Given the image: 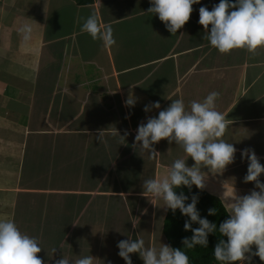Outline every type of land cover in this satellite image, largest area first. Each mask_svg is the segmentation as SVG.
I'll list each match as a JSON object with an SVG mask.
<instances>
[{
    "label": "crops",
    "instance_id": "crops-1",
    "mask_svg": "<svg viewBox=\"0 0 264 264\" xmlns=\"http://www.w3.org/2000/svg\"><path fill=\"white\" fill-rule=\"evenodd\" d=\"M215 4H194L189 22L172 34L147 12L150 0H0V219L37 238L45 264L63 255L72 264L89 255L93 264H126L117 244L128 237L143 239L146 248L168 245L165 202L121 182L132 175L134 184L160 178L176 159L194 164L175 142L154 145L160 153L155 158L132 147L139 124L171 100L182 99L190 110L192 101L220 94L216 110L229 125L222 138L237 152L222 174L203 169L204 190L226 199L234 185L238 195L254 189L243 181L248 162L241 150L254 149L264 165V48L255 54L213 48L198 21L199 8L211 11ZM93 12L101 24L112 25L116 46L105 48L81 31ZM51 13L70 20L49 23ZM24 23L33 26L28 47L19 32ZM130 87L137 97L132 108L124 104ZM157 101L160 109L143 110ZM116 130H127L126 140ZM87 176L95 179L85 187ZM259 179L264 183V173ZM130 255L133 264H144Z\"/></svg>",
    "mask_w": 264,
    "mask_h": 264
},
{
    "label": "clouds",
    "instance_id": "clouds-1",
    "mask_svg": "<svg viewBox=\"0 0 264 264\" xmlns=\"http://www.w3.org/2000/svg\"><path fill=\"white\" fill-rule=\"evenodd\" d=\"M200 0H150L151 6L147 12L158 15L166 29L176 34L189 22L193 12V5ZM199 24L207 33L205 39L220 53H230L234 49H246L255 54L257 49L264 48V0H220L213 5L212 10L202 6L199 8ZM209 25L211 28L209 30ZM82 32L90 34L93 40L102 42L105 48L116 46L114 29L111 24H101L99 16L93 12L85 20ZM19 32L22 34L24 47H28L33 38V26L24 23ZM129 88L126 107H135L137 97ZM218 92H211L202 102L192 101L190 110H186L182 99L171 100V104L159 111L158 116H150L147 122H141L135 130V142L142 152H147L150 158L160 155L154 145L161 140L169 144L175 142L181 147L187 157L194 161L188 166L185 159H176L160 178H150L142 182L143 195L146 192L151 197L165 202V210L170 209L173 214L177 209L181 214L189 217L185 220V231H191L190 238L182 239L184 248L196 246L208 247V236L217 232V225L202 218L197 204V194L189 196L183 192L177 194L176 189L186 186L191 191L193 185L203 191L207 186L208 176L205 173L222 174L227 166L235 162L237 149L233 143L226 142L222 137L229 127L224 114L216 110L215 101ZM157 102L145 105L144 111L160 109ZM118 133L121 141L126 140L129 132ZM96 139L104 141L103 129L98 130ZM242 160L248 162L244 183H254V189L246 195H238L235 185L231 195L226 199L222 194L220 202L225 207L228 219L220 223L218 231L222 237L215 245L213 254L220 264H234L240 262L251 264L252 257L258 256L264 261V183L259 177L264 173V165L255 150L245 148L241 150ZM207 169L208 172L203 171ZM258 189V190H257ZM145 196V195H144ZM217 209H208V215H216ZM199 227L192 228V224ZM133 229L136 228L132 223ZM256 246V251L252 246ZM118 255L126 262L133 264L130 254H138L144 264H190L185 251L161 243V247H145L143 239L120 240L117 244ZM42 247L37 238L22 233L15 222L10 219H0V264H45L38 257ZM56 249H53L55 252ZM95 257L89 255L75 261V264H93ZM255 262V261H254ZM257 263V262H256ZM55 264H72L69 258L63 257Z\"/></svg>",
    "mask_w": 264,
    "mask_h": 264
},
{
    "label": "trees",
    "instance_id": "trees-1",
    "mask_svg": "<svg viewBox=\"0 0 264 264\" xmlns=\"http://www.w3.org/2000/svg\"><path fill=\"white\" fill-rule=\"evenodd\" d=\"M217 3L220 0H215ZM78 5H88L93 3V0H75ZM231 2H235V0H231ZM177 194L183 192L185 195L189 196V200L187 203L191 202V195L197 194L199 197V202L197 204V209L199 210L202 218H207L209 221L214 222L217 225V232L213 234H209L208 236V247L196 246L195 248H184L182 244V239L185 237L190 238L192 236V232L185 231L184 223L185 220H188L189 217H186L181 214L180 210L177 209L175 214L168 209L165 217L163 219V226H162V234L166 239L168 245L172 246L173 248H179L188 255L190 264H220V262L216 261L213 251L215 245L218 243L220 239L227 240V237H222L218 231L220 223L224 220L228 219V214L225 212V208L223 204L220 202V199L213 194L208 193L207 191L199 190L194 185L189 191L186 186H181L180 188L176 189ZM216 208L217 214L216 215H208V209ZM199 227L198 224H192V228ZM236 264V262H234Z\"/></svg>",
    "mask_w": 264,
    "mask_h": 264
},
{
    "label": "rangeland",
    "instance_id": "rangeland-1",
    "mask_svg": "<svg viewBox=\"0 0 264 264\" xmlns=\"http://www.w3.org/2000/svg\"><path fill=\"white\" fill-rule=\"evenodd\" d=\"M87 18V17H86ZM85 18V19H86ZM59 19H61V17H57L56 19H54V14L53 13H51L50 14V16H49V23H57V24H63L64 22H69L68 20H70V19H68V20H62V21H58ZM50 28V27H49ZM92 39V38H91ZM93 40V39H92ZM98 43H95L94 45H90V48H94L96 45H97ZM85 57H88L90 54L87 52V42H85ZM106 165V162L105 163H103V165H101V166H105ZM128 166V163H126V162H124L123 164H122V168H124V167H127ZM86 176V175H85ZM137 177V176H136ZM132 178V179H131ZM131 178H126L125 180H123L121 183H123V187H128V186H131V187H133V186H135V185H138L139 187L141 186L142 187V182L144 181V180H146V179H141V178H139L138 180H136L138 183H136V184H134V183H132L133 181H135V176L134 175H132V177ZM138 178V177H137ZM94 177H91V178H88V176L87 177H85V187H86V185H92V183H93V181H94ZM110 184H112V185H115V184H117V182L116 181H114V179L113 178H111V179H109V181H108ZM85 253H86V251H85ZM237 263H239V262H236V264ZM262 264H264V261L262 262Z\"/></svg>",
    "mask_w": 264,
    "mask_h": 264
},
{
    "label": "water",
    "instance_id": "water-1",
    "mask_svg": "<svg viewBox=\"0 0 264 264\" xmlns=\"http://www.w3.org/2000/svg\"><path fill=\"white\" fill-rule=\"evenodd\" d=\"M252 250L253 251H256L257 250L255 245L252 246ZM252 260L255 261V262H257V263H261L262 262L258 256H253L252 257ZM211 264H215V263H211Z\"/></svg>",
    "mask_w": 264,
    "mask_h": 264
}]
</instances>
